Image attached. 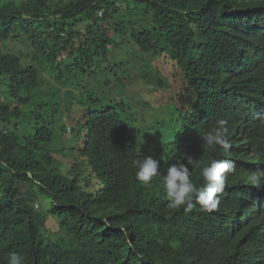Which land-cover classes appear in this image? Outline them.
Wrapping results in <instances>:
<instances>
[{"label":"trees","instance_id":"1","mask_svg":"<svg viewBox=\"0 0 264 264\" xmlns=\"http://www.w3.org/2000/svg\"><path fill=\"white\" fill-rule=\"evenodd\" d=\"M14 42L86 75L69 109L44 98L38 63L3 50ZM122 46L129 59L102 63ZM152 100L166 106L159 126ZM221 119L227 151L201 140ZM187 156L197 188L212 160L235 162L216 210L168 207L162 177ZM146 157L159 161L149 183L133 163ZM261 169L264 0H0V264H264V179L249 182Z\"/></svg>","mask_w":264,"mask_h":264},{"label":"clouds","instance_id":"2","mask_svg":"<svg viewBox=\"0 0 264 264\" xmlns=\"http://www.w3.org/2000/svg\"><path fill=\"white\" fill-rule=\"evenodd\" d=\"M202 145L207 148L219 146L225 151L231 148L229 140V128L226 120H219L215 127L201 135ZM137 168L136 179L149 183L159 175V161L152 157L143 158L133 162ZM194 163L191 156H187L186 162H177L169 166L166 175H163V187L166 190L169 208L186 206L191 210L195 205L193 200L201 206L204 211H213L221 203L218 194L222 193L226 186L227 174L235 172V162L230 160H212L210 165L203 167L202 177L204 186L197 188L191 179L190 165ZM264 179V169L253 172L249 176V182L260 186ZM9 264H23V257L17 253H11Z\"/></svg>","mask_w":264,"mask_h":264},{"label":"rangeland","instance_id":"3","mask_svg":"<svg viewBox=\"0 0 264 264\" xmlns=\"http://www.w3.org/2000/svg\"><path fill=\"white\" fill-rule=\"evenodd\" d=\"M59 1V0H56ZM128 7L130 9H127L125 14L127 15L128 18L135 19V21H140L143 17L142 12L139 11V7L136 6L135 2L130 1L128 3ZM2 48L5 51H11V52H17L19 53L24 61L26 63H29L30 61H35L40 65V67L43 69L44 75L48 79V85L44 88V98L45 99H50V100H57L58 102L61 103V106L64 107L65 109H69L70 105L65 102V99L71 100L70 97L71 95L68 93L70 91H74L75 93H79L82 89V86L85 82L86 75L82 72H79L77 75H75L73 72H70V74H62L61 76L58 74V72L53 71L51 69V64L50 61L48 60V57H46L42 53H38L30 44H20L18 42L14 43H2ZM132 50L128 47L122 46L120 48H114L110 50L102 63L110 62L112 61V64H120L122 63L123 60H127L132 56ZM119 72L121 73L122 70L120 69ZM116 74V72H115ZM127 82V80H125ZM128 84V83H127ZM131 86L130 88L132 89L131 92V98L133 99L134 104L137 107H142L141 105H138L139 100H142L139 95H142V92L140 89L136 88L135 86H132L131 84H128ZM74 93V95H76ZM117 96H113V98L121 99L122 93L116 92ZM112 98V99H113ZM147 99V97H146ZM63 100L65 102V105H63ZM153 105H155V109H157V112L162 113L160 119H155L152 123H155L157 126L163 123L162 119L164 118V113L166 112V106L159 105L156 101L152 100ZM140 110V109H139ZM65 116H66V121L69 126H74L75 123L79 121V119L82 116V112L78 108H70V110H65ZM164 114V115H163ZM146 116L150 118H154V114H146ZM140 124L142 128L145 130L148 127V120L143 118L140 119ZM60 149L57 150V153H59V156L64 159V160H70L73 159L76 154L74 150H70V148H62L59 147ZM61 153V154H60ZM36 208L41 209L42 208V203L41 202H36ZM52 217L49 216V225L53 227L52 223Z\"/></svg>","mask_w":264,"mask_h":264}]
</instances>
